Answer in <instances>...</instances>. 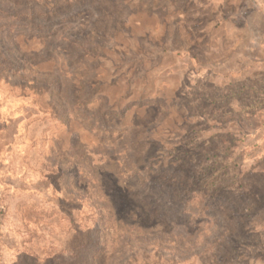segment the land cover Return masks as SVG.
Listing matches in <instances>:
<instances>
[{"label":"rangeland","instance_id":"374dc122","mask_svg":"<svg viewBox=\"0 0 264 264\" xmlns=\"http://www.w3.org/2000/svg\"><path fill=\"white\" fill-rule=\"evenodd\" d=\"M103 243L264 264V0H0V264Z\"/></svg>","mask_w":264,"mask_h":264},{"label":"trees","instance_id":"16d2710c","mask_svg":"<svg viewBox=\"0 0 264 264\" xmlns=\"http://www.w3.org/2000/svg\"><path fill=\"white\" fill-rule=\"evenodd\" d=\"M107 210H108V212L109 213H111V214H109L108 215V219H107V224H106V226L109 228V230H108V232H111V233H113L114 231L115 232H117V231H120L121 233H122V231H124V230H131V231H139V230H142L141 228H139V227H135L134 225V223H132V221H130V219H128V221L125 223V227H123V223L122 222H120V221H118V219H116V217H115V214L112 212V208L109 206V207H107ZM136 224H138V223H136ZM119 226L118 228L119 229H117L116 228V226ZM114 228V229H113ZM120 229H122V231L120 230ZM107 233H105L104 234V239H107V242H109V237H111V236H108V235H106ZM136 236V237H135ZM135 236H133V238H134V240L135 241H133L132 239L131 240H128V239H130V238H127V240H125V241H123V242H121L120 241V244L121 245H123V246H125V247H132L133 245H134V243L136 242H140V238H139V235L137 234V235H135ZM114 238V237H113ZM142 241V240H141ZM110 242H111V240H110ZM112 242H113V240H112ZM116 242H118L119 243V240H116ZM109 244H112V243H109ZM107 246V245H106ZM106 246L104 245V243L102 244V248H101V250L99 251V252H96V253H94L91 257H87L86 258V260H85V264H101V261H103L102 260V258L104 259V253H105V250H106ZM107 261V260H106ZM107 263V262H106Z\"/></svg>","mask_w":264,"mask_h":264}]
</instances>
